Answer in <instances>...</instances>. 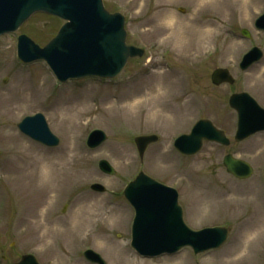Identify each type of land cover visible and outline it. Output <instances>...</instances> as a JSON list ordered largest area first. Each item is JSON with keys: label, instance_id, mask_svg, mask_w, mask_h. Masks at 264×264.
I'll list each match as a JSON object with an SVG mask.
<instances>
[{"label": "rangeland", "instance_id": "1", "mask_svg": "<svg viewBox=\"0 0 264 264\" xmlns=\"http://www.w3.org/2000/svg\"><path fill=\"white\" fill-rule=\"evenodd\" d=\"M200 1L102 0L124 17L126 42L144 49L112 79L59 82L44 61L16 58L17 36L43 46L63 23L56 17L34 14L17 31L0 35V264L22 255L38 264H95L83 256L86 249L104 264H121L124 257L129 264H264V131L236 142L237 116L228 106L231 93L244 92L264 108L256 78L264 66V31L254 25L264 0H255L261 8L251 18L234 12L223 22L214 15L217 6L206 4L195 23L211 19L216 27L184 29ZM252 47L259 61L241 71L240 59ZM219 67L229 70L232 84L211 83ZM37 112L57 145L19 131V121ZM200 118L223 130L230 144L204 141L194 155L178 153L173 141ZM95 129L105 138L87 147ZM150 134L157 140L140 158L134 139ZM228 153L249 163L252 175L229 174L222 164ZM102 159L112 174L99 169ZM139 172L177 190L189 228H228L226 241L199 254L189 247L156 257L137 254L130 244L134 211L123 189ZM93 183L105 190L90 188Z\"/></svg>", "mask_w": 264, "mask_h": 264}, {"label": "water", "instance_id": "2", "mask_svg": "<svg viewBox=\"0 0 264 264\" xmlns=\"http://www.w3.org/2000/svg\"><path fill=\"white\" fill-rule=\"evenodd\" d=\"M39 10L57 15L68 22L57 37L42 49L26 37H21L19 54L25 61L45 59L61 80L86 75L115 76L128 57L142 54V50L125 44L123 16L108 13L101 0H0V34L14 30ZM257 26L264 28L260 22ZM259 56L260 52L253 50L243 59L241 68H245ZM211 79L214 84L233 81L226 69L215 70ZM229 103L239 114L237 140L264 130V110L251 97L245 93L234 94ZM19 127L32 138L47 145L58 142L41 115L26 118ZM96 134L98 137L91 142L92 145L99 143L104 137L100 131ZM203 138L227 143L221 131L216 130L209 121L200 120L191 133L181 136L175 145L182 153L190 154L199 150ZM155 140V135L136 138L140 153L148 143ZM224 165L229 172L238 176H248L251 173L246 163L230 156L225 157ZM101 166L111 172L108 165ZM125 196L135 208L132 246L142 255L173 253L184 245L191 246L197 253L219 246L227 236V228H205L196 232L190 230L183 222L175 190L143 174H139L136 181L127 186ZM85 255L92 261L104 264L91 251L85 252ZM15 264L37 263L32 256L27 255Z\"/></svg>", "mask_w": 264, "mask_h": 264}, {"label": "bare ground", "instance_id": "3", "mask_svg": "<svg viewBox=\"0 0 264 264\" xmlns=\"http://www.w3.org/2000/svg\"><path fill=\"white\" fill-rule=\"evenodd\" d=\"M210 3H213V6H217L216 11L214 12V15L220 17L222 22L227 20L229 15L234 12H238L240 15H242L244 17L243 19L251 18L252 14H256L258 10L261 8L260 2H255V0H232L228 4L227 7L223 5H219L221 4V0H217V1L216 0H201L200 2L196 4L192 17H190L189 20L184 24L183 28L192 29L194 27L201 25V26L208 27V29L205 30L207 32L211 31L212 28H215L216 25L214 21L211 19L204 20L199 24L195 23V19H197L198 15L202 13L203 7L206 4H210ZM224 16L225 18H222ZM256 78L259 79L258 82L260 83L258 84V87L264 90V66L261 68L260 72H258V75L256 76ZM74 180H78V179H74ZM75 221L81 223V217L77 216ZM69 239H70L69 243H71L72 238H69ZM62 262H64L63 264H70L67 260L62 261ZM119 262L121 264H129L130 260L124 257V258H120Z\"/></svg>", "mask_w": 264, "mask_h": 264}]
</instances>
